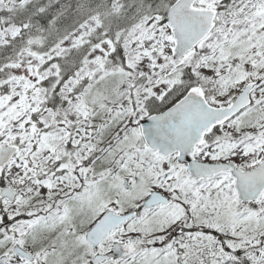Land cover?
Here are the masks:
<instances>
[{"label":"snow or ice","instance_id":"6c2138e0","mask_svg":"<svg viewBox=\"0 0 264 264\" xmlns=\"http://www.w3.org/2000/svg\"><path fill=\"white\" fill-rule=\"evenodd\" d=\"M0 264H264V0H0Z\"/></svg>","mask_w":264,"mask_h":264}]
</instances>
